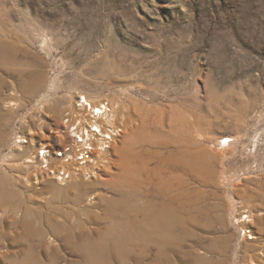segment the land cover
I'll list each match as a JSON object with an SVG mask.
<instances>
[{
    "label": "rangeland",
    "instance_id": "1",
    "mask_svg": "<svg viewBox=\"0 0 264 264\" xmlns=\"http://www.w3.org/2000/svg\"><path fill=\"white\" fill-rule=\"evenodd\" d=\"M80 95L109 101L118 133L96 176L60 181L27 158L44 144L61 166L58 151L74 139L65 112ZM186 120L195 233L157 264H193L187 251L198 237L220 264H243L247 244H259L242 224L246 210L253 221L264 214V0H0V264H83L53 222L111 223L124 172L137 190L153 189L143 182L156 165L142 167L146 139L183 132ZM16 133L28 142L15 145ZM130 247L126 259L97 262L154 264V247L147 258Z\"/></svg>",
    "mask_w": 264,
    "mask_h": 264
},
{
    "label": "bare ground",
    "instance_id": "2",
    "mask_svg": "<svg viewBox=\"0 0 264 264\" xmlns=\"http://www.w3.org/2000/svg\"><path fill=\"white\" fill-rule=\"evenodd\" d=\"M82 96L86 102L89 101L85 95ZM100 103L101 101L98 103L89 101L90 107L98 106ZM111 105L109 102V106ZM106 108L105 111L108 110ZM112 111L113 116H116L115 108ZM111 123L115 127L118 126L115 120ZM82 124L81 121H78L76 129L69 130L68 128L66 131L78 135L80 131L85 130ZM184 126L185 130L183 132L172 128H163L162 131L155 129L150 138L146 139L150 147H147L144 153L145 157L143 156L144 158L141 161L142 167L145 168L153 161H155L156 165L148 168L147 175L144 177L146 180L143 182L148 183L147 177H149L153 189L150 187L140 191L139 189L137 190L134 182L132 184L127 180L128 173L124 172L121 175L120 186L130 184L131 189L123 192L120 186L117 187L121 191V195L118 198L110 200V205L117 212L109 213L111 218H113L111 223L107 222L99 230L86 228L79 220H71V217L67 214H64L61 220L57 219L53 222L54 232H56L57 237H60L61 243L75 252L79 259L84 261L83 264H98L97 261L101 258L111 259L117 257L120 260L126 259V253L132 250L130 244L140 245L146 258L149 257L150 249L154 247L156 251L153 260L154 264H157L167 260L172 254H176V251L183 250L182 245L190 240L191 236L193 237L195 229L189 224L192 208H189L190 200L184 194L197 165L195 151L192 146L194 138L190 133V123L188 120L185 121ZM111 138L113 140L116 136H112ZM14 144L21 145L17 141ZM105 151L103 150L99 153L101 162H95L90 168H74L68 180L84 178L81 175V171L83 170L89 172L92 177L96 176L99 172L97 169H100L103 163H105ZM72 152L63 151L61 154L69 156ZM48 160L45 159L47 162ZM28 161L29 163H35L39 167V160L36 157H29ZM72 162L74 163L73 160L68 162L62 161L61 166L69 168L72 166ZM39 170L41 172L40 167ZM135 171L137 172L136 169L129 170L132 176L136 175ZM85 178L89 177L85 176ZM78 188L83 192L85 187L78 185ZM137 199H142L143 203H139ZM246 211L249 214L244 215V223L242 224H244L245 229H249L245 230L248 232L249 238L257 240L259 244L256 246L258 248H255L251 243L247 244L245 250L246 256L242 258V263L263 264L264 227H258L255 223H262L264 221V214L259 209V217L256 219L254 215L256 220L253 221V210L248 208ZM250 226L258 228L259 235L256 231L253 234ZM51 240L53 241L54 238H51ZM212 241L220 245L218 237H212ZM206 242L204 237H198V240L193 242L190 250L187 251L189 255L192 254L194 257L193 264H220L222 258L214 259L209 255L215 251L216 247L210 246Z\"/></svg>",
    "mask_w": 264,
    "mask_h": 264
},
{
    "label": "built area",
    "instance_id": "3",
    "mask_svg": "<svg viewBox=\"0 0 264 264\" xmlns=\"http://www.w3.org/2000/svg\"><path fill=\"white\" fill-rule=\"evenodd\" d=\"M78 99V101H76V108L73 111L65 112V120L68 122L69 130L76 129L78 121L83 123L82 125L85 130L80 131L78 134L79 136L75 133H70L74 136L73 141L68 144L69 146L67 145L58 151V155L61 156V161H74V163L72 162V166L69 168L66 166H52V164H50V158L48 157V150L45 149L44 144H41V148L37 149V151H32L29 155L39 160L41 172L45 171L47 176L55 177L60 181H62V179L63 181L68 180L74 168H90L95 162H98L97 160L99 159H94L93 154L96 152L99 155L100 152L105 150L108 147L107 145L111 142V137H115L118 133V127H115L111 123L113 111L107 100L101 101L98 106L90 107L89 101L86 102L83 96H78ZM106 107L108 110L105 111ZM15 141L21 144V146L28 142V140L19 133L15 134L14 142ZM63 151L73 152L69 156H65V154H61ZM28 159L29 158H27V161ZM45 159H49L48 162L45 161ZM81 175L84 176V178L85 176L91 177L90 173L86 170L81 171Z\"/></svg>",
    "mask_w": 264,
    "mask_h": 264
}]
</instances>
